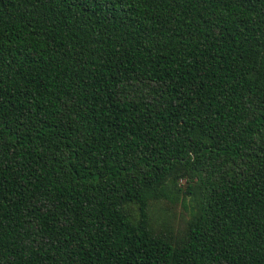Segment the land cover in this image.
I'll return each mask as SVG.
<instances>
[{"label":"trees","instance_id":"trees-1","mask_svg":"<svg viewBox=\"0 0 264 264\" xmlns=\"http://www.w3.org/2000/svg\"><path fill=\"white\" fill-rule=\"evenodd\" d=\"M0 264H264V0H0Z\"/></svg>","mask_w":264,"mask_h":264}]
</instances>
